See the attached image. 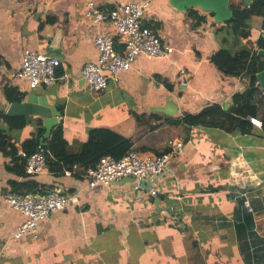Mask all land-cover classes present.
<instances>
[{
    "label": "crops",
    "instance_id": "obj_1",
    "mask_svg": "<svg viewBox=\"0 0 264 264\" xmlns=\"http://www.w3.org/2000/svg\"><path fill=\"white\" fill-rule=\"evenodd\" d=\"M93 1L107 8L147 1L143 25L171 54L138 56L118 83L110 81L96 93L82 80L81 69L97 60L93 37L115 35L113 26L85 19L81 0H0V112L40 123L46 140L60 127L70 154L78 153L95 129L126 139L138 152H169L174 141L183 149L152 181L155 196L135 191L134 181L90 190L86 170L77 165L61 175L45 168L29 176L43 190L77 195L39 222L36 240L12 239L26 218L4 196L18 194L10 182L29 179L17 176L19 160L0 152V264H264V94L255 114L262 125H251L246 133L213 119L190 127L180 122L213 106L227 112L234 94L248 84L212 62L225 44L218 33L225 23L194 9L204 17L198 22L187 11L170 8L168 0ZM251 31L264 38L261 17L251 18ZM26 49L61 62L55 84L29 89L18 76ZM28 95L44 104L47 119L7 115L11 104ZM32 127L28 123L7 139L18 155ZM243 192L252 196L253 214L242 204Z\"/></svg>",
    "mask_w": 264,
    "mask_h": 264
},
{
    "label": "built area",
    "instance_id": "obj_2",
    "mask_svg": "<svg viewBox=\"0 0 264 264\" xmlns=\"http://www.w3.org/2000/svg\"><path fill=\"white\" fill-rule=\"evenodd\" d=\"M81 1L84 4L85 19L99 24H110L116 31L113 36L109 33H98L93 37V45L98 52L97 60L87 62L81 69L82 80L94 92H104L109 87L110 81L118 83V75L130 70L138 56L165 58L171 54L172 48L163 45L154 32L143 25V17L148 9L147 1L117 4L109 8L96 6L93 0ZM118 42L122 46V52L117 50ZM60 66L61 62L58 59L26 49L22 54L21 70L18 76L27 82L29 89L52 86L59 79L56 72ZM182 84L185 85L184 82ZM256 86H259L257 81ZM247 121L257 128L262 125L261 121L255 117H248ZM168 149L169 152L158 155L129 150L118 159L104 156L99 159L94 168H88L85 171L84 177L88 179L87 186L93 190L98 185L108 186L112 182L132 178L135 182L134 190L139 191L141 187L138 182L162 174L168 168L171 159L182 151L183 143L170 142ZM48 156L49 153L44 146H38L36 152L29 156L25 152H20V157L25 161V174L27 176L41 174L45 169ZM150 194L155 196L156 192L151 190ZM241 197L246 211L253 214L250 193L243 192ZM76 198L77 195L62 194L57 189L26 196L6 194L4 199L8 206L26 218L12 235V239L19 240L29 235L36 240L39 222L48 218L53 212L64 210ZM253 231L258 234L256 228Z\"/></svg>",
    "mask_w": 264,
    "mask_h": 264
},
{
    "label": "trees",
    "instance_id": "obj_3",
    "mask_svg": "<svg viewBox=\"0 0 264 264\" xmlns=\"http://www.w3.org/2000/svg\"><path fill=\"white\" fill-rule=\"evenodd\" d=\"M229 10L232 13L231 19L218 30L221 41L225 44L214 54L212 62L225 75L243 76L247 79L248 84L243 91L234 94L231 107L227 112L222 111L218 106H213L203 109L196 115H185L180 122L190 127L201 125L207 119H213L223 121V124H226L230 131L239 130L246 133L251 128L247 118H256L258 97L263 95L259 86H256V74L264 69V60L257 56V51L254 48L264 49V38L262 36L253 37L251 18L254 16L261 17L262 29H264V0H253L246 8L241 2L230 0ZM187 14L198 22L204 19L194 9H188ZM207 14L213 17L212 13ZM244 39L247 40V46H241V41ZM28 123L32 124L33 127L30 129L27 139L20 144V151L29 156L36 152L38 146H44L49 153L45 168L55 175H61L64 173V168L71 169L75 165L81 167L82 170L94 168L100 158L112 156L118 159L131 149V144L126 139L108 131L95 129L88 133L87 140L79 152L70 154L67 150V141L60 127L54 128L49 139L46 140L44 128L40 126V123L26 119H10L0 112V152L19 160L17 176L29 179L22 183L10 182L9 186H11L13 194L28 195L46 192L43 190V186L30 180L29 176L25 174V161L20 157V154L18 155L17 149L7 140L12 132L22 130ZM262 124L264 125V119ZM40 187L41 189H39Z\"/></svg>",
    "mask_w": 264,
    "mask_h": 264
},
{
    "label": "water",
    "instance_id": "obj_4",
    "mask_svg": "<svg viewBox=\"0 0 264 264\" xmlns=\"http://www.w3.org/2000/svg\"><path fill=\"white\" fill-rule=\"evenodd\" d=\"M253 0H242L243 6L248 7ZM230 0H168V5L170 8L184 12L188 9H198L206 13H212L213 19L217 23H226L232 17V13L229 10ZM257 56L264 60V49H257ZM256 80L259 84V88L264 92V69L256 74ZM35 97L33 95H28L24 102L13 103L9 106L7 110V115L9 116H33L38 115L44 119H47L49 113L46 108L43 107V103L39 106L35 103ZM157 176H151L147 179L138 182V185L146 190L151 191L153 189L152 181ZM122 182L133 181L132 178H124ZM117 183L112 182L110 184Z\"/></svg>",
    "mask_w": 264,
    "mask_h": 264
},
{
    "label": "rangeland",
    "instance_id": "obj_5",
    "mask_svg": "<svg viewBox=\"0 0 264 264\" xmlns=\"http://www.w3.org/2000/svg\"><path fill=\"white\" fill-rule=\"evenodd\" d=\"M263 94H264V92H263Z\"/></svg>",
    "mask_w": 264,
    "mask_h": 264
}]
</instances>
